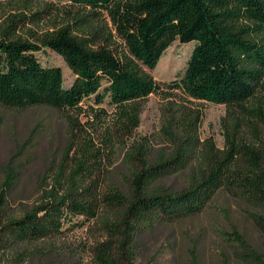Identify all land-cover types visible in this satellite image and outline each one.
Here are the masks:
<instances>
[{
  "label": "trees",
  "instance_id": "obj_1",
  "mask_svg": "<svg viewBox=\"0 0 264 264\" xmlns=\"http://www.w3.org/2000/svg\"><path fill=\"white\" fill-rule=\"evenodd\" d=\"M62 2L75 8L69 21L54 23L38 35L30 33L32 40L16 35L25 23L38 25L43 3ZM19 4L30 15L8 17L0 29L1 106L72 111L86 98L93 97L97 104L107 99L119 111L123 128L131 132L138 125L139 102L161 88L143 67L153 69L175 40L195 41L183 72L168 88L224 105L227 123L221 149L209 140L201 143L192 126L173 138L167 156L149 159L143 145L133 146L126 153L130 171L123 190L104 186L87 173L85 142L67 177L58 172L48 198L22 217L6 221L0 240L39 241L93 220L105 231V239L94 248L96 261L135 264L134 245L143 232L155 223L200 214L217 193L250 201L264 211V142L257 127L259 123L264 127V0H19ZM41 48L63 58L74 75L69 86L64 85L60 67L42 65L36 56ZM243 127L253 131L257 141L249 139ZM190 167L184 189L171 191L158 184ZM12 183L13 173L7 171L3 189ZM258 219L264 228V217ZM237 237L242 255L264 264V254L244 247Z\"/></svg>",
  "mask_w": 264,
  "mask_h": 264
},
{
  "label": "rangeland",
  "instance_id": "obj_2",
  "mask_svg": "<svg viewBox=\"0 0 264 264\" xmlns=\"http://www.w3.org/2000/svg\"><path fill=\"white\" fill-rule=\"evenodd\" d=\"M39 10L38 25L25 23L16 35L32 40L30 33L38 35L54 23L69 21L75 8L67 2L43 3ZM19 14L30 15L19 0H0V29L3 20ZM194 44L175 40L153 69L143 67L161 88L139 102L138 125L131 132L123 128L119 111L107 99L97 104L93 97L86 98L72 111L0 105V229L9 219L22 217L34 204L48 198L55 175L60 172L63 179L67 177L83 153L85 142L89 143L87 173L104 186L122 190L130 171L126 153L135 145H143L149 159L159 154L167 156L174 147L173 138L192 126L201 143L209 140L223 148L226 107L194 100L168 88L183 72ZM36 56L42 65L60 67L64 85L71 84L74 75L59 54L41 48ZM257 127L264 142V127L260 123ZM242 130L257 141L253 131L245 127ZM7 171L13 173L14 183L3 189ZM190 171L191 167L163 177L158 184L180 191L187 186ZM259 216L264 217L261 207L228 193H217L200 214L155 223L143 232L134 245L135 264H255L242 255L243 246L234 238L238 235L244 247L264 254V228ZM104 239V229L93 220L39 241L11 243L2 238L0 264H99L94 248Z\"/></svg>",
  "mask_w": 264,
  "mask_h": 264
}]
</instances>
